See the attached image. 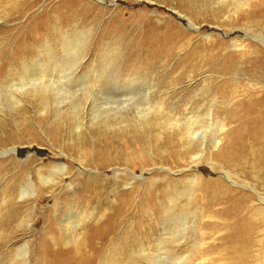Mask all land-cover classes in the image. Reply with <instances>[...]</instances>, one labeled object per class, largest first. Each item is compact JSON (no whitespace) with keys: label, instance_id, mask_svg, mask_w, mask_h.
Here are the masks:
<instances>
[{"label":"rangeland","instance_id":"1","mask_svg":"<svg viewBox=\"0 0 264 264\" xmlns=\"http://www.w3.org/2000/svg\"><path fill=\"white\" fill-rule=\"evenodd\" d=\"M69 1L0 0V218L7 215L6 210L15 202L21 206L19 217L22 219L20 224L0 229V264H21L17 251L28 242L32 264H35L37 244L45 236V214L50 213L57 218V227L62 226L59 221L65 218L71 207L86 219L83 227L74 234L73 241L77 243L94 225H98L97 219L106 207H116L123 197L130 195L129 217L120 219L121 225L113 244L110 241L104 248L102 262L109 260L111 264L127 242L134 239V218L141 214L144 196L152 182L158 185L176 183L197 173L203 179L219 177L207 162L193 170L171 166L177 156L172 157L170 153L174 148L171 150V146L166 144L165 132L168 129L158 125L162 113L158 109L154 113L151 109L148 120L137 116L136 108L145 105L142 95H138L136 104L126 106L128 111L124 110L119 117L111 113L92 122L87 114L90 109L85 111L81 114L83 124L80 128L75 126L70 103L58 108L50 94L42 97L35 96L34 92H24L17 96L20 105L13 107L8 87L12 80L15 82L22 78L24 62L39 58L36 56H40L47 44L58 57L63 56L62 36L68 31L71 38L88 41L80 76L86 75L92 62L103 63L112 59L121 66L124 80L139 74L158 85L157 96L152 95V105L165 100L166 112L176 107V112L181 113L188 107L192 115L198 114L202 107L200 114L205 115L212 100L218 98L222 101L216 90L219 82L228 81V77L218 75L217 79L207 77L212 73L211 68L214 71V68L222 66L234 42L257 43L251 37L257 33L249 32L246 25L239 24L234 18L241 15L248 18L250 14L264 12V0H72L74 8L65 14V3ZM149 38L151 40L147 44ZM221 42L225 48L227 45L226 51L217 48ZM215 71L219 73L218 69ZM244 78L248 76L239 77L243 81ZM92 79L94 84V76ZM101 82L109 85L107 79ZM110 93L118 95L119 90ZM79 94L78 101L84 103L85 94ZM93 94L98 105L102 96ZM45 100L46 106L43 104ZM220 103L214 107L215 119H222L226 114L220 108L226 103ZM112 106L115 107L109 105L106 108ZM59 110L66 112L57 116ZM13 149L16 151L11 155L1 154ZM117 155H120L118 161L114 160ZM103 160H108L109 166H103ZM59 162L69 163L68 177L63 181L57 179L50 185L37 180V189L32 197L22 200L20 195H16L8 203L6 194L12 176L20 175L17 182L20 187L26 179L30 180L31 172L36 170L34 174H38V169H42L41 174L48 176L53 164ZM143 162L148 166L142 165ZM77 176L81 177L80 181L76 180ZM179 187H188V183L183 182ZM198 200L196 207L200 212L206 202L201 195ZM196 207L190 205L178 209L174 216L186 214L191 218L190 209L193 212ZM31 209L34 214L29 219L26 214ZM74 221L78 222L77 219ZM157 225L164 228L161 223ZM165 228L171 226L166 225ZM188 228L178 254L190 251L200 236L190 226ZM158 234L159 237L166 236L162 230ZM208 236L205 235V246L216 243ZM168 242V246L174 244L173 240L168 239ZM220 251L221 248L217 247V256Z\"/></svg>","mask_w":264,"mask_h":264},{"label":"bare ground","instance_id":"2","mask_svg":"<svg viewBox=\"0 0 264 264\" xmlns=\"http://www.w3.org/2000/svg\"><path fill=\"white\" fill-rule=\"evenodd\" d=\"M71 2L73 1L65 3V14L74 8ZM72 16L75 17V13H72ZM234 21L246 25L245 29L249 32L257 33L251 36L257 43L236 41L230 45L232 53L227 51L221 67L214 68V71L209 67L212 73L207 77L217 79L218 75L228 77V81L224 79L219 82L216 90L222 101L218 98L212 100L205 115L200 114L202 107L198 109V114L192 115L188 107L181 113L176 112V107L166 112L165 100L156 106L152 105V95L156 94L158 85L139 74L130 75L124 80L121 66L112 59L103 63L92 62L86 75L80 76V68L85 59L84 49L88 46V41L84 38H71L68 31L62 36L63 56L58 57L49 44L45 45V55L43 51L40 56H36L39 58L24 62L22 78L15 82L12 80L8 87L10 104L13 107L20 105L17 96L24 92H34L35 96L42 97L50 94L58 108L70 103V111L74 114L77 128L83 124L81 114H85V111L90 109L87 114L92 122L111 113L114 117H119L120 113L127 110L126 106L136 104L138 95H142L145 105L136 106L137 116L139 119L148 120L152 110L155 113L158 109V112L162 113V120L158 125L162 129H168L165 132L166 144L171 146V150L174 148L170 153L172 157L177 156L171 166L193 170L192 168L202 162H207L218 173L219 177L211 179H203L202 175L197 173L176 183L158 185L152 182L144 196L142 212L134 218L135 237L127 242L111 264H264V12L250 14L248 18L236 16ZM114 30L112 29L113 32ZM150 40L151 38L147 44ZM165 42L166 39L163 43ZM223 44L221 42L217 48L226 51L227 45L225 48ZM216 69L222 74L217 73ZM239 74L247 75L248 78L243 81L239 79ZM92 76L95 78L94 84L91 83ZM104 79L109 82L108 86L107 83L101 82ZM112 90H119L118 95L110 93ZM81 92L85 94L84 103L78 101ZM92 92L102 96L98 105V100ZM160 95L159 93L158 96ZM1 97L0 93V100ZM108 99L110 101H107ZM220 101L223 105L226 103L220 107L226 114L222 119H215L214 107ZM46 105L47 103L44 104ZM109 105L115 107L106 108ZM65 112L59 110L57 116ZM14 151L16 149L1 154ZM119 156L114 157V160L118 161ZM101 163L103 166L110 164L108 160ZM142 165L146 167L148 163L143 162ZM69 167V163L53 164L48 176L41 174L42 169H38V174H34L35 170L30 173V180L26 179L20 187L17 185L20 175L12 176L11 186L6 194L8 203L10 204L16 195H20L22 200L32 197L37 189V180L43 185L54 184L57 179L63 181L69 174ZM133 176L138 178L135 174ZM76 180L80 181L81 177L77 176ZM183 182L188 183V187L180 188L179 185ZM200 195L205 199L206 206L202 204L204 207L199 212L196 204ZM130 205L131 196L127 195L116 207H106L97 219L98 225H94L84 239L77 243L73 241L74 234L86 219L80 215L81 218L71 207L66 211L65 218L59 221L62 226L57 227L56 217H52L50 213L45 214V236H42L37 244L34 253L35 264H109V260L102 262L105 256L104 248L110 241L113 244L116 231L121 225L120 219L129 217ZM190 205L196 207L193 212L190 209L191 218L186 214L174 216L176 210ZM29 211L26 215L31 219L34 211ZM5 213L7 215L0 218V229L9 228L12 224H20L22 221L19 217L21 206L15 202ZM75 219L78 222H75ZM159 223L164 226L163 229L157 225ZM166 225L171 228L166 229ZM188 226L200 236L190 251L178 254L179 248L186 240ZM161 230L165 237H159L158 232ZM205 235H209L207 238L211 236V240L216 243L205 246ZM168 239L173 240L174 244L168 246ZM217 247L221 248L219 256L216 255ZM17 253L21 264L33 263L29 242L24 243Z\"/></svg>","mask_w":264,"mask_h":264}]
</instances>
